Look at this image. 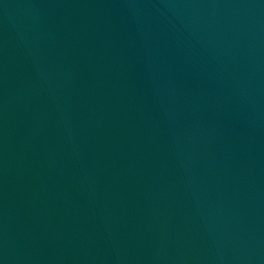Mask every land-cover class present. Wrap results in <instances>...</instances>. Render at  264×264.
Here are the masks:
<instances>
[{
  "label": "water",
  "instance_id": "1",
  "mask_svg": "<svg viewBox=\"0 0 264 264\" xmlns=\"http://www.w3.org/2000/svg\"><path fill=\"white\" fill-rule=\"evenodd\" d=\"M0 264H264V0H0Z\"/></svg>",
  "mask_w": 264,
  "mask_h": 264
}]
</instances>
